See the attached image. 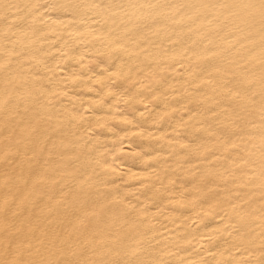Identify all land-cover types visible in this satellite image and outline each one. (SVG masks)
<instances>
[{"label": "bare ground", "instance_id": "obj_1", "mask_svg": "<svg viewBox=\"0 0 264 264\" xmlns=\"http://www.w3.org/2000/svg\"><path fill=\"white\" fill-rule=\"evenodd\" d=\"M0 264H264V0H0Z\"/></svg>", "mask_w": 264, "mask_h": 264}]
</instances>
